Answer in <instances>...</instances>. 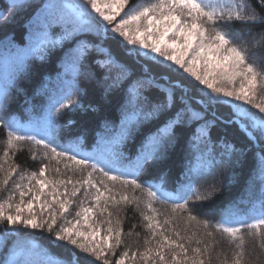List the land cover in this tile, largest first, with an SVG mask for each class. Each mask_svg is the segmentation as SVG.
<instances>
[{
    "label": "snow or ice",
    "instance_id": "6c2138e0",
    "mask_svg": "<svg viewBox=\"0 0 264 264\" xmlns=\"http://www.w3.org/2000/svg\"><path fill=\"white\" fill-rule=\"evenodd\" d=\"M128 3L129 0H41L35 5V12L28 21L22 47L9 35L0 39V69H3L0 72V113L9 111V91L33 59L44 60L54 49H59L62 53L61 67L64 75L69 77L61 94L49 97L42 123L26 125L14 115L6 119L0 114V125L7 129L6 147L0 157V190L9 185L12 177L19 172V182L14 184V190L6 199H0V226H3L0 232L5 238H18L26 229L45 230L52 234L54 243H64L69 255L58 256L50 250L44 251L17 239L7 255L0 259V264H99L101 261L111 264L106 253L115 255V250L123 244L121 221H113L109 206L121 202L136 203L138 206L140 198L121 194L117 199L113 188L105 180H100L98 184L93 175L99 172L113 184H131L133 190L143 188V183L136 178L129 179L132 172L120 166L123 157L115 151L110 157L86 154L85 158L78 159L72 152L71 143H58V119L63 112L87 110L79 98L84 94L80 81L81 78L91 80L97 75L92 68H86V61L93 54H96L93 55L96 66L104 70L100 75L103 76L105 96L127 85L121 104L120 139L126 138L133 128L141 124L160 121L141 145L135 164L137 176L146 166L166 156L168 149L179 142L185 127L195 125L189 144L198 153V165L187 169L186 183H181L175 194H164L166 199L183 201L172 205L173 215L166 216L164 224H172L177 214L186 212L185 232L191 221H196L205 229L211 225L234 245L236 250L231 264L245 262V228L249 236L261 238L260 247L264 249V195L243 217L227 208L221 211L220 218L215 222L198 220L193 214L198 202L211 200L219 191L217 180L230 183L232 176L230 172L222 171L211 183L197 185L196 182L211 176L220 165L231 164L234 155L240 151L227 139L213 140L211 129L220 118L213 111L209 119V110L214 105L223 104L225 98L242 101L243 104L232 105L231 117L225 118L224 123L239 126L249 140L257 138L254 133L264 139V116H257L244 107L245 104L251 105L264 113V64L258 66L250 62L249 57L258 53L250 52L247 47L251 42L253 48L264 49V29L258 33L249 29L244 33L247 39L241 41L244 45L241 46L236 42L238 30L234 28L236 23H264V0H257L261 9L259 13L247 0H155L147 6L126 11ZM32 6L29 0H9V11L0 10V28L11 22L16 11ZM226 27L232 31L225 30ZM169 33L172 35L166 40ZM89 36L93 39H88ZM177 38H181L182 42ZM109 40L113 43L108 44ZM128 46L133 47L129 49ZM120 49H126L127 56L133 53L155 54L152 59L157 65L169 62V68L178 66L177 71L182 70L204 86L200 89L201 100L194 105L182 81L172 82L170 77L158 76L148 68L143 69L140 75H134L132 66L121 59ZM141 50L148 51L142 53ZM260 55L264 56V52ZM153 90L159 98L149 94ZM88 108L96 111L92 105ZM25 140L45 149L42 153L44 160H55L57 164L70 161L76 166V171L83 173L87 170L86 174L75 181L71 177L67 180L49 179L46 173H59L60 168L50 169L49 164L43 162L38 171H19L20 166L16 164H8L5 168L9 151ZM35 156L33 152L32 158L35 159ZM259 163L264 176V156L260 157ZM64 167L68 168L69 164L65 163ZM69 184L72 185L71 192L67 188ZM60 186H64L63 192H60ZM151 187L150 184L146 191L145 207L152 215L141 212L148 222L145 227L151 232V238L145 239L143 251H132L129 255L126 249L115 264H125L126 258L133 262L142 261L143 264H206V260L210 264V253L217 243L214 233H205L213 238L212 242L195 239L198 246L191 248L189 254V247L178 241L187 240L191 244L197 233L181 236L175 227L164 229L153 207L157 192ZM157 187L160 188V185ZM46 188L48 191H45ZM81 188H84L85 197L94 203L85 207L82 200L75 222L66 220L69 207L74 203L71 197H76ZM90 189H95V192H90ZM30 193L31 198L25 201ZM61 196L63 199H59ZM191 197H195L192 207L189 206ZM34 204L39 205L38 209L34 208ZM96 212L102 216L106 213L107 216L102 221H96L93 219ZM249 215L253 217L252 222L245 224ZM103 223L108 227L105 235L100 237V224ZM165 231H170L176 239L165 235ZM157 236L159 239H156ZM224 264H228L227 257Z\"/></svg>",
    "mask_w": 264,
    "mask_h": 264
},
{
    "label": "trees",
    "instance_id": "16d2710c",
    "mask_svg": "<svg viewBox=\"0 0 264 264\" xmlns=\"http://www.w3.org/2000/svg\"><path fill=\"white\" fill-rule=\"evenodd\" d=\"M29 2L33 5L32 7H26L16 11L11 22L0 28V39L5 35H9L14 39L15 43L20 44L21 47L23 46L21 41L27 35L28 21L35 12V5H38L41 0H29ZM247 2L256 7L257 13L261 11L257 0H247ZM138 3H145V0H129L128 6L135 7ZM0 10H4L5 12L9 11V0H0ZM97 21L99 22V17H97ZM234 28L238 30L236 42L241 44L242 40L247 39L244 36L245 32L250 29L253 33H258L264 29V23H236ZM225 30L232 31V29L227 27ZM257 38L259 39V37ZM88 39H93V37L89 36ZM107 43L112 44L113 42L109 40ZM241 46L244 45L241 44ZM247 47L250 52L258 53L255 57H249L250 62H254L258 66L264 64V56L260 55L261 52H264V49L258 50L253 48L251 42H249ZM125 52L126 49L119 50L121 59L132 66L134 75H140L143 69L148 68L158 76L163 74L170 77L172 82L177 80L182 81L187 88L189 97L193 98L194 105L196 101L201 100L202 94L200 89L203 86L199 85L195 80L173 67L169 68L166 64L157 65L152 58L144 55H136L135 53L127 56ZM93 55L88 57L86 68H92L97 75L91 80L81 78L80 81V87L84 90V94L79 98L87 110L77 109L71 112L67 110L63 112L58 119V143L61 145L71 143L73 145L72 152L77 155L78 159L85 158L86 154L92 157L100 155L110 157L111 153L115 151L123 157L120 161V166L126 167L132 172V176L129 179L136 178L143 183V188L133 190L131 184L127 186L119 182L113 184L107 181L99 172L93 175V179L98 184L100 180H105L109 184V187L113 188L117 199H119L121 194H127L129 197L134 195L140 198L138 206L136 203L126 204L124 202L116 206H109V211L113 213V221L116 219L121 221L123 244L115 250V255L110 252L106 253L108 260L111 264H115V261L120 258V254L126 249L129 251V255H131L132 251H143L145 248V239L151 238V232L145 227L148 222L141 215V212H147L148 215H152L151 211L145 207V201L147 200L146 191L151 184V190L157 192V199L153 201V207L157 210V219L163 225L164 229L175 227L177 231H180L181 236L191 235L192 232H196L197 237L194 238L191 244H188L187 240L178 241L179 243H185L189 247V254H191V248L198 246L195 243V239L212 242L213 238L205 235L207 231H212L217 243H215L210 253V264H224L225 257H227L228 264H231L233 253L236 250L234 245L228 242V239L223 233L216 232L211 225L208 229H205L202 225L197 224L196 221H191L187 224V232H185L186 212L177 214L172 224H164L165 217L173 215L171 213L172 205L183 202L170 198L166 199L164 194H175L181 183H186L185 173L187 169L189 167L195 168L198 165V153L189 144L191 132L194 130L195 125L185 127L182 130L179 142L168 149L166 156L146 166L143 172L137 176L135 174V164L141 145L145 137L155 131L160 121L156 120L141 124L133 128L126 138L120 139L121 104L126 95L127 85L116 88L105 96L102 82L103 76L100 75L104 70L96 66ZM61 57L62 53L59 49H54L44 60L33 59L27 69L18 77L15 87L9 91L7 100L9 111L0 114H3L6 119L9 115H14L21 123L26 125L37 122L42 123L45 109L48 105V95L50 93L48 89L59 87L64 90L67 87L66 81L69 77L64 75V69L61 67ZM2 71L3 69H0V72ZM149 94L159 98V94L155 90ZM233 104L239 103H235L230 98H225L223 104L214 105L209 110V119L212 118L211 113L213 111L220 118L217 125L211 129L210 134L213 140L227 139L234 143L240 151L234 155L231 164L225 163L220 165L211 176L204 177L202 180L196 182L197 185L211 183L222 171L230 172L232 176L230 183H221L217 180L216 186L219 191L216 192L211 200L198 202L193 212V214L197 215L198 220L208 219L215 222L220 218L221 211L226 208L238 216L243 217L252 208L253 203L258 202L261 195H264V176L261 174V165L259 163L260 157L264 156V139L259 138L258 133H254L257 137L255 139L256 142L249 140L240 130L239 126L224 123L225 118L231 117ZM89 105L94 106L96 111L88 108ZM244 107L257 116H264V113H260L254 107L249 105H244ZM68 121H74V123L69 124ZM6 132L7 129L3 125H0V157L3 156L6 147ZM28 134L31 135L32 133ZM44 151L45 149L35 145L31 141H20L16 149L9 151V160L5 164V168L8 167V164H16L20 166L19 171H38L43 162L49 164L50 169L60 168L59 173L55 171L46 173L49 179L67 180L71 177L75 181L86 174L87 170L83 173L76 171V166L70 161H63L57 164L55 160H44L42 156ZM33 152L36 153L35 159L32 158ZM65 163L69 164L68 168L64 167ZM17 182H19V172L12 177L9 185L0 190V199H6L8 194L14 190V184ZM157 185H160V188ZM67 188L71 192L72 185H67ZM101 189L103 190L102 186ZM59 190L63 192L64 186H60ZM90 192L94 193L95 189H90ZM18 194L17 192L16 196ZM71 199L74 203L69 207L66 214L67 218L74 217L75 211L80 206L82 200L86 207L92 206L94 203L90 198L85 197L84 188H81L77 196L71 197ZM194 199L195 197L189 199L190 207H192V200ZM106 216V213L102 216L96 212L93 219L102 221ZM252 219L253 217L249 215L248 219L245 220V224L251 223ZM107 227L108 225L106 223L100 224V234L102 236L105 235V229ZM243 232L246 241L244 264H264V249L260 247L261 238L249 236L247 228ZM23 233L18 238L12 236L5 238L3 233L0 232V259H3L7 255L17 239L23 243L34 244L44 251L50 250L51 253L58 256L69 255L64 243H54L52 234L47 233L45 230L26 229L23 230ZM165 235H170L172 239H176L170 231H165ZM156 239H159V236ZM200 246L202 247V245ZM99 264H103V261L99 262ZM125 264H143V262L139 260L133 262L126 258ZM206 264H208L207 260Z\"/></svg>",
    "mask_w": 264,
    "mask_h": 264
},
{
    "label": "rangeland",
    "instance_id": "374dc122",
    "mask_svg": "<svg viewBox=\"0 0 264 264\" xmlns=\"http://www.w3.org/2000/svg\"><path fill=\"white\" fill-rule=\"evenodd\" d=\"M155 2V0H145V3H138L135 7L134 6H126V8H125V10L127 11V10H129V9H133V8H139V7H143V6H147L148 4H150V3H154ZM117 19H119V17L117 18ZM115 23V22H114ZM172 35V33H169L168 34V36H166L165 37V39L166 40H168L169 39V37ZM178 39V41L179 42H182V40H181V38H177ZM129 48H132L133 46H128ZM148 50H141V52L143 53V52H147ZM143 55V54H142ZM155 54H151V53H149L148 55H144V56H146V57H149V58H153V56H154ZM169 62H166L165 64L167 65ZM177 67L178 66H173V68H175V69H177ZM180 72H182V70L180 71ZM183 73V72H182ZM183 74H185V75H187L188 77H190L187 73H183ZM191 78V77H190ZM191 79H193L194 80V78H191ZM204 87V86H203ZM236 87L238 88L239 87V83L237 82V84H236ZM49 90V95H48V100H49V97L50 96H52V97H55V96H59L60 94H61V92H62V89H60L59 87H53V88H51V89H48ZM231 100H233L232 98H230ZM234 101V100H233ZM235 103H239V104H242L243 102L242 101H235ZM246 105V104H245ZM249 106H251V105H249ZM252 107V106H251ZM253 112V111H252ZM254 114V113H253ZM25 184H27V182H25ZM45 191H48V189L46 188L45 189ZM31 198V193L28 195V196H26L25 197V201H27L28 199H30ZM59 199H63V197L61 196V197H59ZM16 200L18 201L19 200V194L16 196ZM85 206V205H84ZM38 207H39V205L38 204H34V208H36V209H38ZM86 207V206H85ZM79 208H80V206L78 207V209H76V211H75V215H74V217H72V218H67V217H65V219L66 220H69V221H73V222H75V220L77 219V217H76V212L79 210ZM81 219V222L83 223V221H82V218H80ZM59 222H61V221H58V223ZM100 237H103L101 234H100Z\"/></svg>",
    "mask_w": 264,
    "mask_h": 264
}]
</instances>
